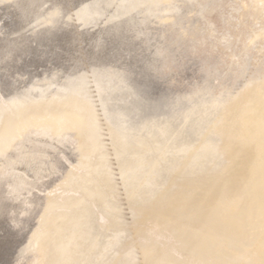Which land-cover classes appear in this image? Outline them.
I'll return each instance as SVG.
<instances>
[{
	"label": "bare ground",
	"instance_id": "obj_1",
	"mask_svg": "<svg viewBox=\"0 0 264 264\" xmlns=\"http://www.w3.org/2000/svg\"><path fill=\"white\" fill-rule=\"evenodd\" d=\"M35 1L37 3L38 0ZM123 1H119L122 7ZM135 1L131 3H138L136 6H144L145 3L148 7L143 17L153 15L158 24L164 27L159 33L160 37H167L169 33H166L169 31L175 32L176 39L164 38V42L161 39L155 50V55L161 61L153 69L162 71L161 75L168 77L165 68H171L177 63V54L173 55V52L182 45H186L187 52L196 51L197 37L202 34L199 26L203 21L200 20L205 21L206 15L218 10V3L223 0L211 3L208 0ZM227 1L232 6V13L225 16L224 21L229 28L238 31V36L234 37L230 31H226L220 39H215V45L222 46L227 51V57L206 56L204 63L199 65L200 70L208 64H212L215 70L212 73L204 71L199 80L192 83V90L188 93L192 101L188 102L187 99L189 105L182 106L178 112L172 114L170 111L171 114H167L169 116H162L154 124L146 125L142 123L144 121L139 125L137 123V126L130 124L133 118L131 113H135L132 111L134 104L128 106V103L119 102L112 95L115 92H106V84H109L105 83L107 80L100 81L98 79L101 78L96 79V74H93L97 89L95 96L94 91L89 88V81L92 82V79L89 80L86 73L83 79L80 77L78 84L76 81L75 86L67 90V99L81 97L83 103L80 106L63 112L52 109L53 115H62L60 120L38 118L34 121L31 126L32 134L37 138L33 141L43 148L56 152L58 148L48 144V139L44 138L51 139L58 128L62 130L59 135L62 143L66 142L76 149L79 147L80 159L88 160L87 168L83 166L86 170L74 163L65 151L60 153L61 157L58 159L63 165L60 169L66 172L59 176L63 178L66 177L65 173H70L76 180L85 178L84 182L87 183L84 185L85 189H81L83 186L80 189L75 186V192L68 185L73 194L66 190L67 187L63 189L61 185L62 188L57 187V184L55 186L60 189L40 190L42 185L38 186L37 183L41 184V178H30L19 166L23 174L16 175L13 182L11 180V183L9 181L4 186L7 187L4 197L13 202L20 201L23 206L16 213L17 216L11 215L14 227L17 228L25 221L24 218L20 219L22 216L29 215L28 218L31 219L30 216L41 209L52 207L71 211L56 210L58 213L52 215V222H49L50 219L48 221L53 223L50 224L53 228L43 235L41 241L34 243L31 250L28 248V253L26 249L27 254H19L14 264H264V0ZM28 2L30 4L31 1ZM33 2L34 0L31 4ZM181 4L189 5L187 12H181ZM111 6L112 4L109 7ZM193 14L197 15L195 25L180 26L184 17L188 19ZM234 14L240 17L235 18ZM111 15L113 18L117 14ZM113 20L118 22L119 19ZM147 23L144 22L146 25ZM210 30L211 35L210 32L206 33L214 38L216 30L212 26ZM188 37L194 39L188 43L185 41ZM96 69L98 67L94 71ZM4 98L2 96V101L9 106ZM138 105L140 104L137 103L136 107ZM142 108L143 106L141 110L139 108L140 112L145 111ZM140 115L141 113L138 114ZM89 121L93 123L92 128L85 131L86 122ZM16 128L11 141H7L5 137L0 138V143L6 149L17 150L21 147V141L26 138L19 123ZM69 129L72 133L64 132ZM128 130L131 135L137 133V139L129 141ZM78 133L80 135L75 138L73 134ZM149 142H154L153 145L156 143L160 151L168 154L160 157L158 152L159 158L164 161V157L168 156L170 160L171 155L176 158V164L166 167L161 160V166L157 161L158 157L155 158L157 155L151 156L149 152H144L140 157L141 152L143 153L141 146ZM132 143L133 146L129 145ZM128 146L140 148L135 153L131 151L133 154L130 155L131 152L126 153L124 150L126 147L129 149ZM5 156L8 163L6 167L0 168V178L6 179L16 174L18 169L14 165L21 160L19 155L13 160L9 155ZM131 156L137 157V160L132 159L130 163L128 158ZM65 164L70 168L67 169ZM92 177L95 179L92 180ZM59 181L63 180H58V184ZM36 190L41 195H37L38 192H34ZM58 191L62 192L56 196ZM58 199L61 203H73L71 206L62 205ZM87 202H90V207H86ZM1 211L3 214L4 210ZM49 215L51 216V212Z\"/></svg>",
	"mask_w": 264,
	"mask_h": 264
},
{
	"label": "rangeland",
	"instance_id": "obj_2",
	"mask_svg": "<svg viewBox=\"0 0 264 264\" xmlns=\"http://www.w3.org/2000/svg\"><path fill=\"white\" fill-rule=\"evenodd\" d=\"M25 1L26 2H24V0H0V138L5 137L7 141H11L13 139L12 136L14 133H16L17 123L23 127L26 137L23 141H21V147H19L17 150L9 148L6 149L5 146L0 143V168L7 166L8 162L5 159V155H9L11 160L15 159L17 155H19L21 160L18 164L15 163L14 165L15 168L18 169L16 174L7 177L8 179L0 178V264H14V261H16V258L19 254H25L26 249L28 253V248L30 249L32 246H34V243L37 244L38 240L41 241L43 235L48 234V232L53 228V226H51L53 223H49L52 222V215L61 212V210H63L62 212L71 211H66V209H53L52 207L48 208L51 210L41 209L38 212L34 211L35 213L30 216L31 219L28 218L29 215L27 217L20 216L21 218H19H24L25 221L20 224L21 226L19 225L17 228L14 227V223H12L13 220L10 219L11 215L17 216L18 212H20L19 209H21L23 206L20 205V201L13 202L7 200V198L4 197L7 192V187L4 188V186H7L9 183H11V180L13 182L16 179V175L18 176L19 174H23V171H21L19 166L24 169L30 178H34L33 176H38L41 178L39 181L41 184L37 183V185H42L44 187L40 186V190L43 188L49 190L52 188L54 190L60 189L57 188L58 186H62L63 189H65L68 185L72 190L75 186L78 187H75V190L80 189V186H83L81 189L86 188L84 187L85 183H87L84 182L85 178L76 180V178H73V176L71 177L70 173H65L66 177H60L64 174V172H66L63 171L64 169H60V167L63 168V165L59 162L61 160L58 159V157L62 152L65 153L66 151L67 153L65 154H67L71 160L80 167L87 168L88 165V160L82 161L80 159V155H78L80 154L78 151L79 147L76 149L66 142L62 143V138L59 137V135L62 133L61 129L58 128L56 130V134L53 135L51 139L44 138L48 139V144H53V146L58 148L56 152H53L47 148L46 150L42 145L33 141L37 137L32 134L31 126L36 119L43 118L49 120H60L62 115H53L51 111L52 109L56 108L61 112L67 109L74 110L72 107L80 106L83 103V100L79 96H73V99H67L66 96H69L67 92L68 88L72 86L74 87L76 81L78 84L81 81L80 77L83 79L86 73L88 74L87 77H89V80L92 79L93 82L92 75L94 74L95 76L96 74V79L101 78L98 80H107L105 83H109L108 86L106 84L107 93L112 94V92H115L112 94L113 97L119 100V102L123 101L124 103H128V106L134 104L132 111H135L136 115L131 111V117L133 118L130 122L128 121L130 124L136 125L138 123L139 125L142 121H144L142 123L146 125L154 124L155 121H158L157 119L160 121L162 116H169L167 114H171V112L172 114L173 112H178L182 106L184 107L189 105L188 102L192 100L188 97V93L192 90L190 89L192 83H195L197 79L199 80L201 73L203 74L204 71L212 73L215 70L214 66L212 67V64H208L204 67V69L200 70L201 66L199 65L204 63L203 61L206 59V56L212 58H219L220 56L227 57V51L222 46L215 45L216 40L220 39V37H222L226 31H230L234 37L238 36L237 30L235 31L233 28H229L225 24V16L227 17L232 13V6L229 1L223 0V3H218L220 6L218 10L206 15L205 21L200 20L203 22H201L199 27L202 29V34L205 35L203 36L201 34L199 38L197 37L198 45L196 46V51L187 52V50H185L186 45H182L177 49L175 46L174 49L177 51L173 52V55L177 54L175 58L177 63H174L176 67H173L174 65H172L171 68H165L166 75H169L170 77H164L161 75L163 73L162 71H154L153 69V67H156L155 65L160 64L161 61L160 58L155 55L156 46L157 43H160L159 41L161 39V42H164V38L176 39L177 37H175V32L171 31L166 33V35L169 33L167 37L159 36V33L164 30V27L158 24V20L153 15L147 14V17H143V13L148 10V7L145 6V3L144 6L142 4L140 6H136L138 3H131V1L135 0H127L128 2H124V0L122 2V4L124 3V7H122L123 5L120 3L121 0H119L120 2L117 0H38L41 2L40 3L37 1L39 5L44 3L43 5L39 6L34 0L32 3L34 6H32V0H30V4L28 0ZM208 1H210L209 3L214 2V0ZM108 3L110 4L108 5ZM116 3L119 4L117 5ZM111 4L112 6L109 7ZM30 5L31 7H29ZM128 5L130 8L132 5L131 12L130 8H128ZM181 5H183V10L181 12H187V10L190 8L189 5ZM119 6L121 7L120 10ZM142 7L146 8L143 9ZM116 8H118L119 11ZM127 8L129 10H126ZM134 8L136 9L135 11ZM40 12L42 13L40 14ZM129 12L130 16L128 15ZM110 13H115L117 15L119 14V16L114 15L112 18ZM151 16H153L154 19ZM110 17L112 18L111 21ZM149 17H151L153 21ZM234 17L238 18L240 16L238 14H234ZM115 18L119 19L118 22H115L117 20H113ZM36 19L39 21L37 22ZM128 19L131 20L128 21ZM134 19L135 21H133ZM124 20H126V22L128 21V24L131 21L134 23V25L132 23H130L131 25L126 24ZM142 20L145 23L148 21L149 23H147V25L150 23L151 24L147 26ZM195 20H197V15L194 14L188 16V19L187 17H184L181 20L180 26H183L184 24H186L185 26L187 27H189L191 24L193 26ZM139 22L142 23V26ZM154 22H156V24ZM210 26H212V29L216 30L217 34L214 36V38H211V36L209 37V34L211 35ZM114 30L117 31L115 32ZM129 30H131V32ZM206 32L210 33L207 34ZM151 37L153 38L152 40ZM193 39L194 38L188 37L185 41L190 43ZM100 62L103 66L100 64ZM94 65L95 67H98L96 71H99H94ZM103 67L105 69H103ZM93 71L94 73H92ZM100 74L103 76L100 77ZM112 74L117 77L112 76ZM97 75L99 76L97 77ZM120 75H122L123 78ZM118 77L122 79L121 83L119 82L121 79ZM92 82L89 81V88H91V91H94V95L97 96L96 86L94 82ZM119 84L125 88H121L122 86ZM127 85L129 86L127 87ZM2 96H4V99L8 101L9 106H7L4 101H2ZM183 99H185V101ZM187 99L189 100L188 102ZM137 103L140 104L138 107H136ZM141 106H143L142 109H145V111L140 112ZM172 107L173 109H171ZM137 111L139 112L138 114L141 113L140 116H138ZM155 116L157 118H155ZM86 125L87 127L84 130L89 131L91 130L93 123L89 121L86 122ZM64 132L72 133V130L69 129ZM136 134L137 133H132L131 135V132L128 130L129 141L137 139L136 136L138 135ZM73 135L76 138V136L80 134L78 133ZM153 144L154 142H152V144L150 142L143 144V146H141L142 150L140 149L143 151V153L141 152L140 157L143 156L144 152H149L151 156L155 157L157 155L155 157L156 159L158 157L159 160L157 159V161L161 164L163 162L166 167H169V164H172L171 167L173 164H176V158L171 155L169 156L170 160L168 159V156L164 157L167 162L165 160L163 161V158H159L160 154V157H162V154L166 152L160 151V148L156 147V143L155 145ZM129 145L133 146V143ZM139 148L130 147L127 149L126 147L124 150L127 151L126 153L131 151L135 153L139 150ZM153 148H155L156 151L155 149L153 150ZM158 152H160V154H158ZM133 153L131 152L130 155ZM166 158L169 160V163ZM128 159L129 162H132L133 160L136 161L137 157L132 158L131 156V158ZM128 159H126L127 162ZM173 160L175 162H173ZM161 166H163V164ZM65 167L67 169L70 168L66 164ZM85 168L84 170H86ZM61 170L63 172H61ZM89 174H92V172H89ZM67 177L69 178L67 179ZM56 179L61 181L63 180L65 182L59 181L60 184H58V180ZM94 179L95 177H92V180ZM75 181L76 183H74ZM64 183L68 184L65 185ZM69 187H67L66 190L71 191ZM75 190L73 191L75 192ZM34 192L37 193L38 191L36 190ZM59 192L60 191H58V193L55 195H59ZM71 192L70 194H73V192ZM37 195L41 194L38 192ZM54 198L53 201H55ZM59 200L60 199H58V201ZM139 200L142 201L143 199ZM61 202L62 201L60 200L59 203ZM72 203L73 202L61 204L71 206ZM85 205L86 207H90V202L85 203ZM2 209L4 210L3 214L1 213ZM5 210H7V213ZM56 210L60 211L56 212ZM50 212L51 216L49 215ZM40 217L42 218L40 219ZM33 222H35L37 226ZM39 227L44 228L43 230L40 229V231L38 229ZM23 228H26V230ZM29 233L31 234L29 235ZM36 233L39 235L37 234V236ZM32 238L35 239V242L32 241Z\"/></svg>",
	"mask_w": 264,
	"mask_h": 264
}]
</instances>
